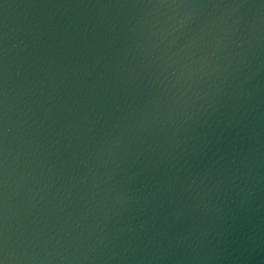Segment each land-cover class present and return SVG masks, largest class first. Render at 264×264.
<instances>
[{
  "label": "water",
  "instance_id": "water-1",
  "mask_svg": "<svg viewBox=\"0 0 264 264\" xmlns=\"http://www.w3.org/2000/svg\"><path fill=\"white\" fill-rule=\"evenodd\" d=\"M0 264H264V0H0Z\"/></svg>",
  "mask_w": 264,
  "mask_h": 264
}]
</instances>
